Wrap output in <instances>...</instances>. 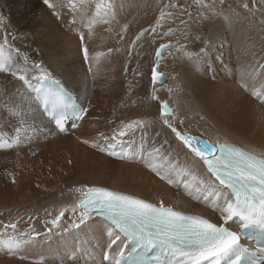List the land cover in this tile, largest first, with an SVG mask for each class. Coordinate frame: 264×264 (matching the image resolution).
<instances>
[{"label":"bare ground","instance_id":"6f19581e","mask_svg":"<svg viewBox=\"0 0 264 264\" xmlns=\"http://www.w3.org/2000/svg\"><path fill=\"white\" fill-rule=\"evenodd\" d=\"M55 3L58 18L40 0H0V45L7 31L14 34L3 47L8 61L16 65L14 71L37 88L36 79L43 75L55 78L76 95L86 112L70 125L69 133H59L18 75L0 72V142H12L17 135L23 141L0 147V264H112L113 259L102 260L111 249L105 222L91 217L79 228L72 227L79 216V211H72L81 196L77 189L90 186L155 204L162 201L222 223L215 197L204 199L218 184L199 162L185 157V150L161 123L159 105L168 102L178 130L212 144L242 146L264 159V103L256 96H264V59L248 62L254 52H264V43H238L253 31L245 38L246 23L236 22L238 15L229 5L217 19L213 17L212 31L204 33L207 37L201 43H192L197 33H191L190 43L168 44L158 58L149 44H132L138 26L153 16L151 0ZM256 13L253 16H261ZM231 34H237V43L221 40ZM205 46L207 52L197 58ZM182 53L192 63L183 60ZM153 66L164 76L163 82H152ZM133 121L142 123L114 141L121 146L116 157L93 147H105L101 133L111 137ZM165 140L169 142L165 150H173L166 159L151 152L153 145ZM152 167L174 182L161 180ZM61 212L64 215L54 226L51 222ZM9 222L16 224L15 230ZM10 241L19 247L9 250ZM95 255L102 261L93 260Z\"/></svg>","mask_w":264,"mask_h":264},{"label":"snow or ice","instance_id":"6c2138e0","mask_svg":"<svg viewBox=\"0 0 264 264\" xmlns=\"http://www.w3.org/2000/svg\"><path fill=\"white\" fill-rule=\"evenodd\" d=\"M43 2L58 15L56 4L50 3V0ZM99 7L100 5H97V8ZM213 7L214 5L208 6L209 10ZM0 24H3L2 17ZM147 31L149 29H144L140 35ZM171 31L169 29V32ZM139 38L138 36L137 39ZM7 40L8 37L5 35L4 45L7 44ZM4 45H0V49H3ZM164 47L165 45L161 44L156 50L158 58ZM206 52L207 46L201 47L197 58ZM84 56L87 59V48L84 49ZM24 60L26 62L27 57H24ZM34 66L40 67L38 64ZM14 68L16 65L11 60H0V72L18 75L23 85L35 93L36 99L60 132L66 130V120L73 117L76 120L84 118L85 110L78 109L72 103L71 96L59 83L45 91L43 88H37L26 75L14 71ZM161 75L154 67L152 82L155 83ZM36 83L39 84L41 81L36 79ZM256 96L257 100L264 103V96L260 94ZM159 119L179 142L181 149L185 150V157L190 156L199 162L206 168L207 173L218 181L216 189L204 196V199L207 201L209 196L215 197V209L219 211L222 223H215L201 216L187 215L165 206L162 201L154 204L106 187L90 186L86 190L77 189L81 192V198L78 208L73 207L72 211L73 213L79 211V216L72 227L79 228L92 216H99L108 222L107 234L110 241L108 247L112 248L115 245L118 249L117 255L120 257L119 259L112 257L115 264H242L248 249L240 243L241 236L251 229H259L264 234V159H258L239 148L226 144H212L198 139L188 131L178 130V124L173 122L176 118L166 101L159 105ZM141 123L142 121H133L132 124L122 126L111 137L101 133L105 147L98 144L93 147L116 157L114 141L139 127ZM179 123L182 124L183 121ZM19 131L20 129H17L18 133ZM22 142L17 135L11 143L18 145ZM168 143L165 140L159 146L153 145L151 152L161 154L166 159L173 152L171 149L165 150L164 145ZM141 159H144L143 153ZM151 171L161 180L167 179L169 184L174 182L170 176L161 175L158 168L152 167ZM183 183L185 188L189 187L187 181ZM196 191L200 192L201 188L197 187ZM204 191L207 192V188ZM63 215L61 212L51 223L55 226ZM237 221L239 231H234L228 224ZM10 227L15 230L16 224L13 223ZM8 247L11 250L13 247H19V243L14 244L10 241ZM149 253H155L151 261L145 259ZM104 259L109 260L108 253H105Z\"/></svg>","mask_w":264,"mask_h":264},{"label":"rangeland","instance_id":"374dc122","mask_svg":"<svg viewBox=\"0 0 264 264\" xmlns=\"http://www.w3.org/2000/svg\"><path fill=\"white\" fill-rule=\"evenodd\" d=\"M151 1H152L151 6L153 7L152 12H154L153 16L145 24H141L138 26L139 27L138 30H140V32H139V34H137V37L139 36L140 38L137 39V37H136L134 39L135 41L132 40V44L134 46L136 45V43H139L140 45H143L145 43L149 44L150 50L154 51L155 56H156V50L160 48V45H161L160 43H165V44H163V45H165V47L163 49H161V53L163 50H165L167 48L166 45L171 44V43H173V44H175V43H188V42L190 43L191 41H192V43H197V42L201 43V40H203L204 38L207 37L206 36L207 32L212 31V30H210L211 29L210 27H212L214 24L213 23L214 20H212V19H214V18L217 19L219 17V13L221 12V10L225 9L229 5H231V6L228 8H230L231 10H233L232 5L234 6V9H235L234 15H236V14L238 15L236 22L242 20L243 23H246L247 30L243 32V34L245 35V38L249 35L247 33H249L250 30L253 31V36L252 35L250 36L251 38L248 37L244 41L239 40L238 43H264V0H254L256 2H252V3L250 0H244L243 2H240L241 6L236 4L237 0H158V1L157 0H151ZM40 2L44 3L43 0H40ZM257 2H261V3H259V6H255V5H258ZM50 3L56 4L55 0H51ZM156 3H158L157 6H156ZM204 3H205V5H203ZM206 4H207V6H206ZM213 4H214V7L209 10L208 6L213 5ZM253 4H255V5L253 6ZM261 5H262V7H261ZM46 7L49 8L48 6H46ZM253 10L255 11V13L258 12V14H261V16H259V17L257 15L253 16V13H254ZM57 11H58V9H57ZM236 11H237V13H236ZM238 11H241V12H238ZM51 13L54 15L55 18H58L57 14H54L52 10H51ZM196 20H204L205 22H203V23L205 26L203 25V23L201 25L194 26L193 23ZM147 23H148V25H147ZM210 23H211V26H210ZM251 24H254V26L256 27V30L254 28H253L254 30L252 29ZM144 29H149V31L144 32V34L141 36L140 33ZM153 29H154V31H153ZM169 29H171L172 31L169 32ZM191 33H193V34L195 33L196 37L192 38L191 41H188L187 40L188 35ZM5 35H7L8 38H10L11 36L13 38L15 37L14 34L11 33L10 31H7V33H5ZM257 35H259V36H257ZM254 37H257V38L255 39ZM221 40L224 43H237V34H231V35H229V37L226 36L225 38H221ZM153 45H154V47H153ZM154 48H155V50H154ZM0 52H1L0 53V60L8 61V55L4 52V50L0 49ZM183 54L184 53H182L183 60L191 62L190 60H188V58L186 56L183 57ZM261 58L264 59V52L263 51L254 52L250 56V58L248 59V62H249V64H255ZM157 69H158V67H157ZM158 72H159V69H158ZM205 78L208 79L207 76ZM5 106L6 105H4L2 107H5ZM12 222L11 223L9 222V225L12 224Z\"/></svg>","mask_w":264,"mask_h":264},{"label":"water","instance_id":"95a60500","mask_svg":"<svg viewBox=\"0 0 264 264\" xmlns=\"http://www.w3.org/2000/svg\"><path fill=\"white\" fill-rule=\"evenodd\" d=\"M156 67V66H153L152 69ZM151 79H152V71H151ZM164 81V76L161 75L160 77L157 78V81L156 82H163ZM194 136H196L198 139H203V140H206L204 137L202 136H199V135H195V134H192ZM207 141V140H206Z\"/></svg>","mask_w":264,"mask_h":264}]
</instances>
